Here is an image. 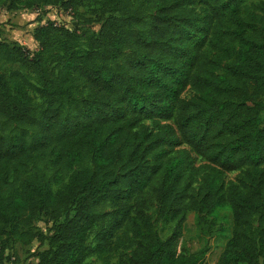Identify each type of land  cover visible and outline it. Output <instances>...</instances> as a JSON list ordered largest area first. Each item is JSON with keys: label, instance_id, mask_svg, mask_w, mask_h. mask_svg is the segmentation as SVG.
<instances>
[{"label": "trees", "instance_id": "16d2710c", "mask_svg": "<svg viewBox=\"0 0 264 264\" xmlns=\"http://www.w3.org/2000/svg\"><path fill=\"white\" fill-rule=\"evenodd\" d=\"M91 1L97 33L48 21L32 31L35 50L0 37V119L27 127L0 133V264H21L15 245L33 241L34 264H201L205 250L176 249L154 221L224 205L232 227L217 264H264V0ZM78 79L87 94L64 113Z\"/></svg>", "mask_w": 264, "mask_h": 264}, {"label": "rangeland", "instance_id": "374dc122", "mask_svg": "<svg viewBox=\"0 0 264 264\" xmlns=\"http://www.w3.org/2000/svg\"><path fill=\"white\" fill-rule=\"evenodd\" d=\"M260 0H248L246 9H254L258 6ZM99 5L91 0H84L82 4L77 6L76 12L63 11L57 6H39L37 8H19L17 10H0V37L8 42H17L30 50H35L37 45L31 39V34L37 25L45 24L48 21L64 23L68 27H74L77 33L83 31L97 33L100 22L97 20L98 15L96 9ZM76 91L73 97L66 100L63 106L64 113L70 111V107L74 102L79 101L81 96L87 94L84 83L81 79L75 81ZM192 92L187 89L183 93V97L187 98ZM40 101L37 100V105ZM264 117V113L262 114ZM26 126H19L4 118L0 119V133L11 134ZM32 132V129L29 130ZM87 167H91L87 164ZM38 168L46 175L51 176V172L43 169L42 165ZM75 169H79L76 166ZM241 178V171L227 172L224 176V183L238 182ZM13 180L12 174L9 181ZM66 181V178L64 179ZM200 178L196 177L190 185V192L196 194L199 188ZM1 185V184H0ZM0 189L5 188L0 186ZM145 211L151 216L152 220L156 218L157 204L151 192L143 195ZM35 228H43L41 220H35ZM232 214L228 205L217 208L212 214L204 215L195 211H187L184 216L179 219H162L154 221V230L161 239H167L176 235L174 245L176 249L185 248L189 253L205 250L204 258L201 264H217V260L224 249L225 243L231 235ZM93 236V235H92ZM90 237V239L92 238ZM37 241H33L28 245L17 243L15 245V256L21 264H34L35 258L30 254L37 246ZM44 247V246H43ZM42 247V248H43ZM41 248V249H42ZM134 247L129 250H120L124 255H129ZM115 259L112 260L114 262ZM85 264H101L95 255L86 258Z\"/></svg>", "mask_w": 264, "mask_h": 264}, {"label": "crops", "instance_id": "0c3cea01", "mask_svg": "<svg viewBox=\"0 0 264 264\" xmlns=\"http://www.w3.org/2000/svg\"><path fill=\"white\" fill-rule=\"evenodd\" d=\"M31 39L34 42V44L37 45L36 42L33 40L32 36H31ZM35 261H36V259L34 260V263H35Z\"/></svg>", "mask_w": 264, "mask_h": 264}]
</instances>
